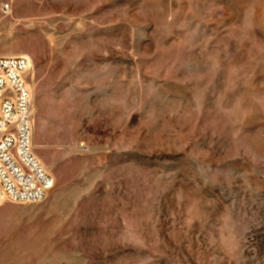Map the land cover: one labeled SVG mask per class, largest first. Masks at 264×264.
<instances>
[{
	"label": "rangeland",
	"instance_id": "374dc122",
	"mask_svg": "<svg viewBox=\"0 0 264 264\" xmlns=\"http://www.w3.org/2000/svg\"><path fill=\"white\" fill-rule=\"evenodd\" d=\"M54 184L0 202V264H264V0H0Z\"/></svg>",
	"mask_w": 264,
	"mask_h": 264
},
{
	"label": "built area",
	"instance_id": "2783aa9c",
	"mask_svg": "<svg viewBox=\"0 0 264 264\" xmlns=\"http://www.w3.org/2000/svg\"><path fill=\"white\" fill-rule=\"evenodd\" d=\"M29 67L25 57H0V202H42L54 184L32 153Z\"/></svg>",
	"mask_w": 264,
	"mask_h": 264
},
{
	"label": "bare ground",
	"instance_id": "6f19581e",
	"mask_svg": "<svg viewBox=\"0 0 264 264\" xmlns=\"http://www.w3.org/2000/svg\"><path fill=\"white\" fill-rule=\"evenodd\" d=\"M12 57V56H11ZM44 168V167H43ZM46 171V170H45Z\"/></svg>",
	"mask_w": 264,
	"mask_h": 264
}]
</instances>
